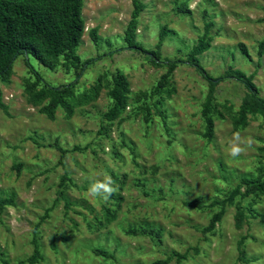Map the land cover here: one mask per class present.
I'll use <instances>...</instances> for the list:
<instances>
[{
  "label": "rangeland",
  "instance_id": "1",
  "mask_svg": "<svg viewBox=\"0 0 264 264\" xmlns=\"http://www.w3.org/2000/svg\"><path fill=\"white\" fill-rule=\"evenodd\" d=\"M140 2L135 39L159 64L125 43L132 0H83L74 54L94 61L77 80L62 55L42 63L31 54L0 78V264H264V192L243 183L264 177V112L243 117L247 91L224 79L207 137V82L186 62L205 36L195 56L203 69L239 70L264 99V0ZM164 61L175 62L171 72ZM116 75L127 99L109 121ZM64 84L72 93L52 113L48 94L31 96ZM235 132L252 141L237 158L228 155ZM106 177L114 194L91 196L90 183Z\"/></svg>",
  "mask_w": 264,
  "mask_h": 264
},
{
  "label": "trees",
  "instance_id": "2",
  "mask_svg": "<svg viewBox=\"0 0 264 264\" xmlns=\"http://www.w3.org/2000/svg\"><path fill=\"white\" fill-rule=\"evenodd\" d=\"M82 3L83 0H0V78L9 76L12 64L19 55L31 54L42 63H49V60L62 55L65 61L74 68L75 79L77 80L84 68L94 61V58H89L80 63L78 57L74 54L85 30L81 13ZM132 5L131 17L123 35L125 43L129 49L148 54L150 62L157 65L160 63L158 52L144 48L135 39L137 19L143 6L140 0H132ZM163 33L164 31L161 35ZM91 34L94 37V29L91 30ZM208 45L209 42L205 36H201L197 45L188 53L186 62L193 66L207 82L208 93L201 106V115L205 123V135L210 137L213 131V120L211 118V113L214 111L213 89L222 80L233 79L245 87L247 94L240 110L243 117L246 111L258 109L264 112V99L258 96L257 88L251 77L246 76L239 70L229 68L221 76L209 75L195 58L197 54L207 49ZM164 62L167 65L168 72H171L175 67V62ZM25 64L35 79L42 81L27 58H25ZM112 81L109 92L112 105L104 113L105 119L109 121L118 117L120 109L125 105L128 91L127 83L122 76L116 75L112 78ZM166 83L163 78L157 86L161 87ZM71 90V84L58 87L46 85L44 90H37L31 96L48 94L50 102L46 109L52 113L57 104L65 105L64 98L72 93ZM243 183L246 185L247 192H264V177L251 186H249L248 180H243ZM238 214L241 215L242 213L239 211ZM219 219L220 213L215 214L208 228H212ZM34 256L31 257V262L35 260ZM239 257H242L241 253ZM164 263H166V260L156 261L152 264Z\"/></svg>",
  "mask_w": 264,
  "mask_h": 264
},
{
  "label": "clouds",
  "instance_id": "3",
  "mask_svg": "<svg viewBox=\"0 0 264 264\" xmlns=\"http://www.w3.org/2000/svg\"><path fill=\"white\" fill-rule=\"evenodd\" d=\"M252 146L250 139H244L239 132H235L229 143L228 155L237 158L244 154L248 148ZM116 189L113 187V182L110 177L104 180H94L90 183L88 193L93 197H99L107 201L111 195L114 194Z\"/></svg>",
  "mask_w": 264,
  "mask_h": 264
}]
</instances>
